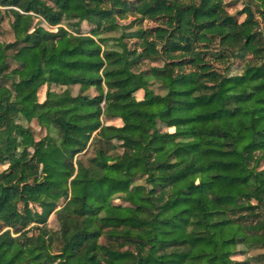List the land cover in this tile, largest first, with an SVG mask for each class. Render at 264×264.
I'll return each instance as SVG.
<instances>
[{"label": "trees", "instance_id": "16d2710c", "mask_svg": "<svg viewBox=\"0 0 264 264\" xmlns=\"http://www.w3.org/2000/svg\"><path fill=\"white\" fill-rule=\"evenodd\" d=\"M237 2L0 0V264H264V0Z\"/></svg>", "mask_w": 264, "mask_h": 264}, {"label": "rangeland", "instance_id": "374dc122", "mask_svg": "<svg viewBox=\"0 0 264 264\" xmlns=\"http://www.w3.org/2000/svg\"><path fill=\"white\" fill-rule=\"evenodd\" d=\"M242 3H243V0H238V2H237V7H238V9H240L241 8V5H242ZM129 21V19L128 20H125V21H121L122 23H127ZM2 33H1V35H0V37H1V39H3V40H9V39H11V37H10V34H9V27H8V22H7V20L3 23V25H2ZM85 28V26H82V29H84ZM112 35V34H111ZM237 65H238V62L236 61V64H234L233 66H232V68H234V69H236V67H237ZM149 67V62H147V61H145L139 68L140 69H146V68H148ZM61 88H58V90H60ZM74 90H73V92L74 93H76V91H77V88H73ZM152 89L155 91V92H158V93H163L162 92V90H160L159 89V86H158V84L157 83H152ZM90 93L91 94H94L95 92H94V90L93 89H91L90 90ZM33 124H35V123H33ZM49 219H50V224L52 225V226H55L56 225V223H55V220H54V216L53 215H51L50 217H49ZM262 250L261 249H254V250H251L250 251V254L249 255H255V254H257V253H259V252H261Z\"/></svg>", "mask_w": 264, "mask_h": 264}]
</instances>
